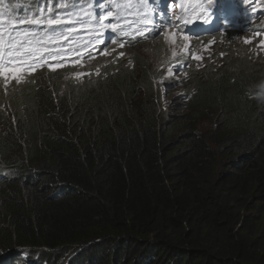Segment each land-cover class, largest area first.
<instances>
[{
  "label": "trees",
  "instance_id": "trees-1",
  "mask_svg": "<svg viewBox=\"0 0 264 264\" xmlns=\"http://www.w3.org/2000/svg\"><path fill=\"white\" fill-rule=\"evenodd\" d=\"M219 56L177 110L137 66L9 103L0 264H264V59Z\"/></svg>",
  "mask_w": 264,
  "mask_h": 264
},
{
  "label": "rangeland",
  "instance_id": "rangeland-1",
  "mask_svg": "<svg viewBox=\"0 0 264 264\" xmlns=\"http://www.w3.org/2000/svg\"><path fill=\"white\" fill-rule=\"evenodd\" d=\"M232 29L223 31L209 41H202L203 43L185 33L179 34L174 30H170L159 39H151L145 42L139 41L122 49L123 52L120 51L121 49L111 47L101 52L96 58L72 51L61 53L62 59L59 56L55 60L50 57L46 58L43 61H38V64H42V66L37 67L34 73H26L20 83L10 81L5 87L4 82L0 81V112L6 115V112H9L12 107L8 104L14 100L16 103L23 105V101H27L29 96L34 94L31 93V90H33L35 85H40L43 88L50 79L53 82H57L56 88H59L60 93H65L71 91V86L76 83L74 86H82L83 82L102 79L107 77L108 74L115 76L117 71L123 72L127 68L133 69L136 66L138 77L143 79L146 76L149 77L147 72L151 74L161 107L165 109L166 107L164 106L166 105L172 110L181 109L188 100L185 96L188 87L187 78L180 76L178 73L182 70L178 68V59H181L180 57L185 58L187 62L186 68L183 70L190 72L193 69L203 70L209 64L212 67V64L216 63L214 61L216 51L220 53L217 62H223L226 56L230 59L228 62H231V60L233 62H244L251 57L256 59V61L264 59V49L258 47L260 41L264 39V35H249L247 31ZM246 39L250 40L251 43H245ZM256 40H258L257 45L253 43ZM59 49L55 48L50 55L55 56L57 54L56 51ZM61 49L66 48L62 46ZM237 51L250 52L253 55L245 57L239 55ZM193 55L200 56L201 59H193ZM232 56L234 57L233 59H231ZM49 63L62 64V67H56L54 71L60 69L65 72H57L54 77L50 78L49 74H44L45 78L34 77L39 71L41 73L53 71L48 68ZM140 65H142V68H140ZM143 65H146V68ZM170 69L171 71H169ZM85 79L88 80L84 81ZM200 79L204 80L205 78L201 77ZM123 82V80L117 81V84L123 85ZM67 84L70 85L67 86ZM219 88L225 90V84Z\"/></svg>",
  "mask_w": 264,
  "mask_h": 264
},
{
  "label": "snow or ice",
  "instance_id": "snow-or-ice-1",
  "mask_svg": "<svg viewBox=\"0 0 264 264\" xmlns=\"http://www.w3.org/2000/svg\"><path fill=\"white\" fill-rule=\"evenodd\" d=\"M53 3L56 7H49L48 0H43L44 6L42 7V0H29L25 15L15 19L8 18L11 14L10 7L7 4L3 5V13L0 14V81L4 82L5 87L10 81L20 83L26 73H34L37 67L42 66V64H38V61L49 57L55 60L58 56L62 59L61 53L75 51V47L60 49L55 56L50 55V49H44L41 52V48L45 44L56 41L58 37L69 39L74 32L72 25L88 24L91 19L90 14L84 11L81 0H69L68 4H60L59 0H53ZM12 7L17 6L13 5ZM115 7L117 15L128 9L127 5L119 3ZM108 16H112V13L109 12ZM107 18L105 17V19ZM124 18L121 16V19ZM25 24L46 27L42 32L22 30L19 26ZM54 25H68L69 27L67 32L54 36L48 31ZM112 28L115 30L116 25H112ZM122 30L123 26H121ZM257 35L260 34L257 33ZM245 43H251V41L246 39ZM258 47L264 48V39L260 41ZM193 59L200 60L201 57L193 55ZM62 66V64H48V68L53 71L56 67Z\"/></svg>",
  "mask_w": 264,
  "mask_h": 264
},
{
  "label": "clouds",
  "instance_id": "clouds-1",
  "mask_svg": "<svg viewBox=\"0 0 264 264\" xmlns=\"http://www.w3.org/2000/svg\"><path fill=\"white\" fill-rule=\"evenodd\" d=\"M22 1L25 3V6H18L17 7L19 15H17L16 18L23 17L25 15V12L27 11L26 5L28 4L29 0H22ZM22 1L19 0V2L17 4L20 5V3ZM51 1L52 2L50 4H48V6L49 7H56V5L53 3V0H51ZM86 1H88V0H86ZM10 2L16 3L13 0H0V8L3 7V5H5L7 3H10ZM68 2H69V0H65V2H60L59 1L60 4H68ZM33 7H35V6L33 5ZM83 7H84V11L86 13H88V14L91 13V11L94 9L93 7H92L93 9H90V7L84 6V5H83ZM0 14H2V13H0ZM168 15L169 14H167V16ZM106 16H108V14ZM123 16L126 17L125 15H123ZM118 17H120V15H118V16H108L107 19H105V17H104V18H102L100 20L91 21L94 26H92L89 23L88 24H83V25L71 26V27H73L74 32H73V35L69 39H63L62 37H58V39L56 41L48 43V44H45L44 45L45 48H42V50L44 51V49H50L51 52H52V51H54L55 48H60L61 49L62 46L65 47L66 49L75 47V51H72V52L77 53V54H84V55L96 58L101 52L106 51L107 49H110L111 47H113L114 49H121L120 51L123 52L122 49H124L126 47H129V46H132V45H134L135 43H137L139 41L140 42H145V41H148V40H151V39H156V38L159 39L164 33L168 32L170 30H174L176 33H179V34L185 33V34H187L190 37H192L191 33L199 32V30H197L195 28V26L191 24V22L190 23H186L183 26L181 24H179L176 21V17L180 18V15L177 14V15H175V17L174 16L171 17V20H172L171 22H162V23L158 24V23H156L154 21H150L149 25H148L149 31H151V30L153 31L155 28H156L157 31H155V33L151 32V35H149V36L146 35L145 37H142L141 39L139 37L138 38L139 40H134V39H136V37L132 38L131 36H129L131 38V40L129 38L122 39V38H119V37H115L113 35V33H112L113 29L110 30V32H109L112 35V37L109 36V35H107L106 37H103L104 35L102 33H104L106 30H109L111 28V22L112 21H114L115 24L117 25V21L115 19L118 18ZM8 18L11 19L10 16ZM262 21L264 22V19ZM34 27L36 29V32H42V31L45 30L46 26H37V25H35ZM63 27H66L67 30H68L69 26L68 25H54V26H52L51 29H48V31H49L50 34L55 36L58 33L67 32V30L64 31V32L62 31ZM41 29H43V30H41ZM247 32H248L249 35H253V34L257 35V33H259L260 35H264V28H260V29H258V31H247ZM135 33H137V31L136 32L134 31V35H135ZM220 33H222V31L221 30H217L214 33V35L217 36ZM91 34L92 35L100 34V35H97L95 37V39L102 47H106L105 50L104 49L103 50L102 49H98L97 50V49H94L92 47L87 46L86 44H79L83 38H85L86 36H89ZM211 38L212 37H203V38L196 39V40H208L209 41ZM92 41L87 43V44H91ZM257 41L258 40L253 41V43L255 45H257ZM259 48H261V47H259ZM262 49H264V48H262ZM180 58L181 59H178V61H179L178 62V68H180L182 70L179 71L178 73H179L180 76L187 78V76L191 75V72L188 71V70H183V69L186 68L187 62H186L185 58H183V57H180ZM180 65H182V66H180ZM37 75H39V74H37ZM186 82H187V85H188V83H189V79L188 78H187ZM26 254H29V253H26ZM2 259H4V258H2ZM4 264H47V263L45 261H42V260L40 262H38L34 258L28 259V257L25 258L24 260H22L21 257L18 256L17 258L14 259V261L12 260V258L6 259Z\"/></svg>",
  "mask_w": 264,
  "mask_h": 264
}]
</instances>
